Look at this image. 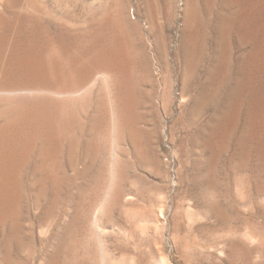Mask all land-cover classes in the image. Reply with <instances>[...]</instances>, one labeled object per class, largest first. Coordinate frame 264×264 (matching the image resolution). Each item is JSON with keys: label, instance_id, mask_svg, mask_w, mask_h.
I'll return each instance as SVG.
<instances>
[{"label": "rangeland", "instance_id": "rangeland-1", "mask_svg": "<svg viewBox=\"0 0 264 264\" xmlns=\"http://www.w3.org/2000/svg\"><path fill=\"white\" fill-rule=\"evenodd\" d=\"M230 1L0 0V125L40 124L0 264H264V0Z\"/></svg>", "mask_w": 264, "mask_h": 264}, {"label": "bare ground", "instance_id": "bare-ground-1", "mask_svg": "<svg viewBox=\"0 0 264 264\" xmlns=\"http://www.w3.org/2000/svg\"><path fill=\"white\" fill-rule=\"evenodd\" d=\"M230 1V0H229ZM240 1V0H239ZM190 2V1H189ZM189 2L187 3L186 1V8H190L193 7L194 5H192L191 7H189ZM192 2H196V1H192ZM231 2V1H230ZM229 2V4H230ZM238 2V1H237ZM236 2V3H237ZM242 2V1H241ZM235 3V2H234ZM240 3V2H239ZM244 3V2H243ZM248 3V2H247ZM232 4V3H231ZM250 4V3H249ZM197 5V3L195 4ZM233 5V4H232ZM235 5V4H234ZM238 6H241V4H239ZM253 6V5H252ZM237 7V6H236ZM244 7V5H243ZM251 7V6H250ZM258 8V7H257ZM188 9H186L188 11ZM251 9V8H250ZM195 10V9H194ZM193 11V10H191ZM259 11V10H258ZM257 11V12H258ZM186 12V11H185ZM184 12V13H185ZM190 12V10H189ZM195 12V11H194ZM208 12V11H207ZM242 12V11H241ZM255 12V11H254ZM188 14V12H186V15ZM192 14V13H191ZM4 16H6L5 14H3ZM2 16V14H1ZM185 16V15H184ZM191 16V15H190ZM244 16V15H243ZM248 16V15H247ZM7 17V16H6ZM5 17V18H6ZM36 17V16H35ZM188 16H186L187 18ZM189 18V17H188ZM242 18V16H241ZM262 18V17H261ZM2 19V18H1ZM185 19V18H183ZM192 19V18H191ZM194 19V18H193ZM243 19V18H242ZM10 20V18H9ZM188 20V19H186ZM190 20V19H189ZM230 20V19H229ZM233 20V19H232ZM185 21V20H183ZM227 21V20H226ZM240 21V20H239ZM241 21H244V20H241ZM191 22V21H190ZM245 22V21H244ZM185 23H187L186 25H189L188 24V21ZM192 23V22H191ZM191 25V24H190ZM184 26V25H183ZM241 27V26H240ZM245 27V26H244ZM186 28V27H185ZM243 28V27H242ZM247 29V27H246ZM22 31V30H21ZM243 31V30H242ZM184 32V31H183ZM241 33V32H240ZM185 36V35H184ZM33 42V41H32ZM17 45H20V44H17ZM24 45V44H23ZM30 47H28L27 49H22V54H21V57L22 59L19 60V65L20 64H23V67H25V69H27L28 71L31 72V70L34 72V73H42L43 75V71L45 73V70H44V66H43V63H42V60H41V57H40V54L42 53V51L40 52V47L37 46V45H34V46H31L29 45ZM17 48V46H16ZM15 48V49H16ZM43 49V48H42ZM179 50V49H178ZM16 51V50H14ZM179 52V51H178ZM15 53V52H14ZM19 53V52H18ZM250 54V53H249ZM252 54V53H251ZM15 55V54H14ZM179 55V54H178ZM177 55V56H178ZM20 57V58H21ZM244 57V56H243ZM187 58V55L186 57ZM16 60V59H15ZM14 60V61H15ZM246 61V60H245ZM180 62V61H179ZM244 62V61H243ZM255 62V61H254ZM185 63V62H184ZM13 64V63H12ZM248 64V63H246ZM252 64V63H251ZM250 64V65H251ZM189 65V64H188ZM18 66V65H17ZM46 66V65H45ZM181 66V65H180ZM179 66V67H180ZM183 66V65H182ZM241 66V65H240ZM249 67V66H248ZM23 69V68H22ZM240 71V70H239ZM243 71V70H242ZM251 71V69H250ZM246 72V71H245ZM248 72V71H247ZM93 73H100L103 75V79L105 78H108V77H111V72L109 71V68H108V65L107 64H104L102 65V67L100 66V68H98L97 70L95 69V71ZM242 73V72H240ZM243 75V74H242ZM244 76V75H243ZM247 76V75H246ZM241 77V76H240ZM248 78V77H247ZM257 78V77H256ZM239 79V78H238ZM109 80V79H108ZM240 80V79H239ZM243 81V80H242ZM183 82V81H182ZM240 83V82H239ZM245 83V82H244ZM241 84V83H240ZM43 89V88H42ZM73 89V88H71ZM77 89V88H76ZM242 89V88H241ZM70 91V90H69ZM72 91V90H71ZM75 91V90H74ZM184 91V90H183ZM199 92V91H197ZM195 93V91H194ZM183 94V93H182ZM196 94V93H195ZM238 94V93H237ZM240 95V94H239ZM193 98H194V95H192ZM191 96V97H192ZM235 96V95H234ZM242 96V95H241ZM192 98V99H193ZM191 99V98H190ZM195 99V98H194ZM193 99V100H194ZM197 100V99H196ZM195 100V101H196ZM194 102V101H192ZM23 103V102H22ZM18 105V104H17ZM32 112V118L29 119V120H21L19 119V117H12L14 114H25V113H30ZM37 112V111H36ZM12 116H11V119L9 121H6L4 122L2 125H0V202H1V198H3V196L5 195L6 193V189H7V169H9L12 164L18 160L20 158V154L18 153V150H19V147L22 146V141H21V138L23 137V134L26 133L27 131H32L36 128H40V124L38 122V116L35 114L34 110L32 108H29V107H26L24 106V108H21L19 111H15ZM38 114V112H37ZM113 115V114H112ZM215 123V122H214ZM123 124V123H122ZM120 125L119 124V129L122 128L121 126L123 125ZM51 127V126H50ZM49 127V128H50ZM118 128V127H117ZM53 129V128H52ZM51 131V130H50ZM121 131V129L119 130ZM44 134V133H43ZM54 134V132H53ZM48 135V134H47ZM51 135V134H50ZM47 137V136H46ZM45 138V137H44ZM23 139V138H22ZM48 139V138H47ZM24 140V139H23ZM46 141V140H45ZM48 141V140H47ZM50 143V141H49ZM48 143V144H49ZM44 144V143H43ZM42 144V145H43ZM52 144V143H51ZM58 147V146H57ZM25 150V149H24ZM23 150V151H24ZM23 151H22V154H23ZM27 151V150H25ZM25 155V154H23ZM22 157V156H21ZM20 161V160H19Z\"/></svg>", "mask_w": 264, "mask_h": 264}]
</instances>
